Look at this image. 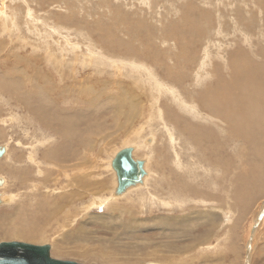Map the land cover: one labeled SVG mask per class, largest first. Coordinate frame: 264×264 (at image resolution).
<instances>
[{
  "label": "bare ground",
  "instance_id": "6f19581e",
  "mask_svg": "<svg viewBox=\"0 0 264 264\" xmlns=\"http://www.w3.org/2000/svg\"><path fill=\"white\" fill-rule=\"evenodd\" d=\"M12 1H17L20 4L13 6L12 9L9 5L4 6L5 9L0 8V32L15 37L24 45L31 41V44L28 45L37 53L26 55L23 49L17 50V47H13L8 58L0 56V110L7 109L5 117L0 115V140L7 138L14 143L13 145L8 144L6 148L3 147L5 151L0 157V168L2 169L7 163L6 165L10 169L8 172H11V169L15 171L10 176H0L2 180L0 191L8 187L11 180L18 181L20 186L24 187V194L19 195L18 209L28 212V219L18 222V226L12 224L11 228L3 232L5 235L14 238L23 237L33 241L40 240L45 236L43 233L48 232L44 229L46 227L52 237L61 231L67 232L65 240L75 239L78 246L73 248L77 252L80 251L78 254L80 257L107 260L108 264H166L167 255H164L162 260L150 258L157 252L155 250L157 245L153 247V242L138 237L135 228L131 225L128 226L131 219L134 218H132L133 213L130 214L133 205L135 210L143 211L146 208L150 214L154 213L151 210L164 214L159 219H155L161 229L164 225L169 226L172 222L183 224L186 221V216L182 214L170 216L171 213L177 211L183 213L192 206L196 208L204 206L206 197L202 198L205 194L201 180L204 181L205 186H212L210 188L212 192L226 194L225 198L227 199L224 200V203L227 208H223L225 215L233 209L228 200L229 194L232 195L231 200L239 206L243 203L247 204L254 194H259V196L264 194V170L260 171L259 169L260 165L264 166V49L253 51L262 60L253 59L254 54L247 48L236 49L237 51L234 50V53L218 54L216 63L212 61V66L210 65L211 85L201 90L202 85L200 84L205 80L202 78L209 75V72H204L208 64L201 59H207V56L200 57V53L196 49L194 50L197 52H190V45L193 43L190 44L187 42L188 40L185 43L183 41L181 49L176 51L178 48H174L173 51L167 47H157L156 43L153 44L150 40L141 45L138 40L135 43V40H124L114 34L108 35L106 31L103 32L104 26L100 21L99 9L102 0H91L93 3L90 4L95 5L93 14L97 17V20L92 22L95 28L91 30L89 28L91 32H88L85 27L86 25L89 27L90 23L87 20L88 14H82L79 10L74 11L76 10L74 7L78 3L74 4L73 0ZM248 1L251 3L250 0ZM256 2L259 6L260 2ZM41 5L43 9H41ZM55 5H57L56 11L53 10ZM194 6L192 8L195 9ZM238 8L240 9L239 6ZM41 12L47 15L48 19L55 20L56 23L50 21V24L45 22L43 24L42 21L45 19L42 20ZM245 14L246 16L250 15L249 13ZM184 15L186 16V14ZM73 21L79 25L84 24V28L79 25L78 28L67 27L74 23ZM262 23L264 25V21ZM73 29H78L79 33L82 32L80 35L83 42L72 41L74 39L71 36ZM42 30L45 31L42 32ZM84 32H87L88 35L84 36ZM93 33H99L96 37L97 40L91 38ZM254 34H257V38L264 39V27L258 26V31ZM223 35L219 37H223ZM252 36L254 35H244L242 42L254 50ZM200 39L203 40V38ZM212 40L206 41L205 49L208 48V44L211 48L213 46L215 48L217 43ZM263 42L260 41L258 44ZM52 43L53 45H51ZM173 43L175 42L173 41ZM42 44H46L49 49L54 47L56 50L40 51ZM229 44L228 42V46ZM219 47L221 46L219 45ZM189 53L191 54L189 55ZM179 54L193 56L192 59L189 57L193 60V62H189L190 67L195 65L191 69L192 72L188 70V73H182L187 64L179 65L176 58ZM182 56L180 57L182 58ZM139 57L150 59L151 67L150 64L136 60ZM57 67H62L64 70L58 71ZM161 67L164 69V73L162 72L163 76L160 73L159 77L162 79H159L154 69L156 68L159 73L162 71ZM76 68L81 71L74 72ZM88 68L94 70L96 75L85 76L86 72L84 71H87ZM105 70H108L112 76H116V74L130 76L134 79L133 85L118 84L122 80L120 75L115 77L118 81L114 82V86L106 84L107 81H101L97 85L93 83L92 80L102 76ZM187 77L190 84L183 85L182 81L187 80ZM136 83L140 84L142 90L145 91L144 98L142 95L136 96ZM143 83H146V87ZM109 87H116L119 90L113 95L105 94ZM191 87H193L192 91L197 92L194 91L191 94ZM92 117L93 119H91ZM141 123L145 125L141 126L139 130L135 128L134 125ZM145 131L149 135H141ZM134 133L136 136L133 135ZM121 134L126 136L124 139H128V141H124L126 145L114 151L107 160L105 168H102L104 172L111 173L112 179L108 181L106 176L101 177L100 170L95 173L91 170V167L95 168L96 164L95 160H88L87 151H90L94 146L93 140L90 141V139L97 137L98 144L104 145L110 142L112 137ZM15 136L17 139H14ZM236 147L238 150L241 147L243 151L248 152L245 157L244 155L243 157L236 156V159L240 158V162H243L242 165L238 163L239 166L248 169L247 167H251L249 164L251 163L255 169L252 167L248 174H245L248 170L242 171L245 175L240 174L241 176L236 177L242 183L241 186L239 185L241 188L237 187L238 190L229 191L227 186L229 182L232 183L234 175L232 174L233 170H230L228 151ZM125 148L132 149L133 160H140L138 157L145 156L142 160L144 175L139 183L128 187L123 193L115 195L117 178L111 167V161L119 151ZM8 150L13 155H8ZM101 150L102 148H100ZM98 157L96 154V158ZM108 184L110 188H108ZM219 189L221 190L219 191ZM200 195L201 199L198 200ZM21 196L25 197L23 201H26L27 198L30 205L23 206L21 199L24 197ZM216 196L213 195L215 200H217ZM14 197H16L14 194L4 196L0 193V207H11L10 203L15 202L13 201ZM121 199L129 201L131 204V207L126 211L117 209L116 202ZM84 200L86 203H83ZM254 200L256 199L254 198ZM76 203H81V213H84L89 223L98 222L100 226L113 234L114 231L116 233L120 230L121 233H118L117 237L115 235L113 240H106L109 243L114 242L113 245L117 247L115 250L119 251L118 253L105 251L99 245H89L87 241H94L93 237L91 235L87 237L83 224L77 227L79 219L77 217H80V214L77 216L74 213L76 216L73 215L72 218L70 215V209ZM256 206L259 207V205ZM97 207L109 208L110 211L117 210L116 213L119 214L105 216L104 214L97 215V213L90 215V210ZM248 208L250 209V206ZM242 209L239 210L242 211ZM258 209L259 211L249 228L244 264H250V257L255 245L253 242L257 235V227L254 223L264 221V202ZM19 212L21 214V211ZM245 212L247 213V211ZM242 213H238V215ZM107 216H114V219H108ZM153 216L158 217V215ZM23 218L26 216L23 215ZM238 218V221H243L240 220V217ZM88 232L91 234V231ZM170 233L177 241L181 240L180 231L170 228ZM52 237L51 239L55 241ZM120 237L127 240L128 243H121ZM177 241L161 245H164L163 249L176 248L179 252L184 253L185 247L181 244L176 246ZM132 245L135 248L138 247L136 253L130 249L134 248ZM209 247L211 246L206 248ZM146 248L150 249L147 250L149 253L143 252V249ZM53 251H56L60 257L62 253L67 254L65 251L70 250H62L57 244H53L51 248L49 247L51 258H54ZM71 253L68 252L69 255H76L75 251ZM141 254L143 257L139 256V259L134 256ZM134 257L136 259H132ZM144 259H149V261ZM241 262L243 261L241 260Z\"/></svg>",
  "mask_w": 264,
  "mask_h": 264
},
{
  "label": "rangeland",
  "instance_id": "374dc122",
  "mask_svg": "<svg viewBox=\"0 0 264 264\" xmlns=\"http://www.w3.org/2000/svg\"><path fill=\"white\" fill-rule=\"evenodd\" d=\"M10 1L9 0H0V8L2 7V9H5L4 6L9 5V7H11V9H12L13 6L20 4L17 1L16 2H14L12 0H10ZM102 1L104 3L100 1V3L102 4L100 9H99V11L101 13L100 14L101 15L100 21H102V24L104 26L103 32L106 31V34H108V35L114 34V35L120 36L124 40H127V39L135 40V43H136V40H138V42H140L141 45H144L147 40H150L153 44L155 42L157 47H164V48L167 47L168 49L173 50V51H174V48H178L176 51L181 49L182 45H183L182 44L183 41L185 43L188 40L187 42H189L190 44L193 43L190 45V52L194 53V51L198 50L199 51L198 53H200V57L207 56V59L202 58L201 60L207 62L208 67H209V68L207 67L206 70L204 71V72L207 71V73L209 72V75L207 74L208 76L206 78L204 77V75H202L204 77L202 79H205V80H203V83L200 84V85H202V88L200 87L201 90L206 89L207 86L211 85V79L212 78H210V77L212 76V73H211L210 65L212 66V61H213V63H216V61H217L216 58L218 57V54H220V53H222V54L223 53L224 54L225 53L226 54L227 53L228 54L234 53L235 51H237L239 49L243 50L246 48L251 50L252 53H253V51L255 52L256 49H257V51H259V50L261 51L262 49H264V42L258 44V42H260V41L262 42V41H264V39L261 40V39L257 38V34H254V33H257L258 26H260V28L264 27V25L262 23V21H264V8H263L264 0H261V1L260 0H250L251 3L248 0H230V1H228V0H105V1L102 0ZM256 1L260 2L259 6H258ZM9 2H10V4H9ZM73 2H74V4L76 2L78 3L77 4L78 7L77 6L74 7V9H76L74 11L79 10L80 13H82V14L85 13V14H88V16H89L87 20L90 23H89V27L87 25L85 26L86 30L89 32L92 28H95V27H93V23H92V22L97 20V17L93 14L94 13L93 11L95 10V9H93V7L95 5L90 4L93 2H91V0H90V2H88V0L87 1L73 0ZM217 2L219 5L217 4ZM224 2H226V3H224ZM42 3H44V2H42ZM94 4H95V2H94ZM145 5H147L148 7ZM193 5H195L194 6L195 9L192 8ZM249 5H250V7H249ZM44 6L46 7V5H44ZM56 6L57 5H55L53 7V10L55 9V11L57 10ZM189 6H190V8H189ZM216 6L218 8H215ZM224 6H227V7H224ZM238 6L240 7V9L238 8ZM80 7H82V8H80ZM258 7H259V9H258ZM41 9H43L42 5H41ZM216 9H217V11H216ZM242 9L244 10V13H243ZM3 11L5 12V10H3ZM259 11H261V12L259 13ZM245 13H247V15L249 13L250 15L246 16ZM40 14L42 15L41 17H43L42 20L45 19V21H42L43 24H45V23L50 24L49 22L52 20L48 19L47 15H45L44 13L42 14V12ZM82 14L80 15V17L82 16ZM184 14H186V16ZM200 15H202V16H200ZM222 16L224 19L222 18ZM195 17H197V18H195ZM241 17H243L244 19H242ZM225 18H226V20H225ZM255 18H256V20H255ZM197 19H198V21H197ZM220 19L222 22L220 21ZM223 20H225V21H223ZM52 22L56 23L55 20H53ZM73 22L74 23H72L71 25L70 24L67 25V27L74 28V26H75V28H78L77 26L79 24L76 23L75 21H73ZM234 22H236V23H234ZM192 23H194V24H192ZM75 24H77V25H75ZM226 25H227V27H226ZM189 26H191V27L189 28ZM194 26H196L197 29ZM234 26H236V27H234ZM79 27L84 28V24H80ZM211 27H212V29H211ZM89 28H90V30H89ZM163 28H165V29H163ZM179 28H180V30H179ZM0 29H1V27H0ZM188 29H189V31H188ZM218 29H220L219 31H221V30L222 31L221 32L216 31ZM182 30H184V31H182ZM210 30H213V31H210ZM233 30L235 31V33ZM43 31H45V30H42V32ZM78 31H79L78 29H73L71 31V36L74 38L72 41L83 42L82 36L80 35L82 32L79 33ZM180 31H182V32H180ZM147 32H149V33H147ZM217 32H219L218 35H217ZM0 33H2V32H0ZM83 34H84V36L88 35L87 32H84ZM89 34H91V33H89ZM98 34L99 33H93L91 38L93 40H97L96 37L98 36ZM174 34L179 36V37L175 36ZM180 34H183V35H180ZM198 34H201L202 36L205 35V36L202 37L201 35H198ZM252 34L254 35V36H252V42H254L252 47L254 48V50L247 47L242 42L243 41L242 38L244 35L248 36V35H252ZM172 35H174V36H172ZM222 35H223V37H219ZM225 36H227V37H225ZM197 37L203 38V40L200 38L198 39ZM94 38H96V39H94ZM163 38H165L166 40H164ZM194 38H195V41H194ZM204 38L206 39L205 41H204ZM223 38H225L226 40L225 39L223 40ZM228 38H229V41H228ZM208 40L209 41L212 40V41H215V43H217V44H215V48H214V46L211 48L210 44H208V46H207L208 48L205 49L206 41H208ZM169 41H171V42H169ZM173 41L175 43H173ZM201 41H203V42H201ZM227 41L230 43L229 46H228ZM30 42L29 43L27 42V44L24 45L22 42L17 41V39L15 37L13 38V37H10L9 35H7L6 33H2V34H0V46L2 47V49L0 50V56H2L4 58L5 57L8 58L10 55L9 53H11L13 47H17L18 48L17 50L23 49V52H25L26 55H32V54L34 55L37 52H35V50H32V47L28 45V44H31ZM178 42H179V44H178ZM198 42H199V44H198ZM16 43H18V44H16ZM142 43H144V44H142ZM51 45H53V43ZM174 45H175V47H174ZM219 45L221 47H219ZM177 46H179V47H177ZM194 49H196V50H194ZM204 49H205V54H204ZM49 50H56V48L51 47V49H49V47L46 44H42L40 51L48 52ZM208 53H209V55H208ZM190 54L191 53H189V55ZM215 54H216V57H215ZM182 55L179 54L178 57H176V58L179 61V65L187 64V65H185V68L182 71V73H188V70L191 71V69H193L195 67L194 64H193L194 66L190 67V63H189V62H193V60H191L193 56L190 57V56H188V54L187 55L185 54L186 56L184 54H182ZM180 56H182V58ZM255 58L258 60H262L259 56L257 57L256 54H254L253 59H255ZM136 60H141L148 65L150 64L149 66L151 67V60L150 59H144L142 57H139ZM57 70L63 71L64 69L62 67H57ZM78 71H81V70L76 68V70L74 72H78ZM84 72H86L84 74L85 76L87 75V76L93 77V75H96L94 70H91L89 68L87 69V71H84ZM154 72L158 75L157 77H159L160 73L161 74H162V72L164 73V69L162 68V71H159V73H158V70L155 68ZM202 74H204V73H202ZM117 75H120V78L122 79L118 83V84L121 83L120 85H122L124 83L123 85L127 84L129 86L134 81L133 78H131L130 76H128L126 74H116V76H112L111 74H109L108 70H105V72L102 73V76H99V77L93 79L92 82L96 83V85H97V83L99 84V82H101V81H103V82L107 81L106 84H110L109 86H112V84H113V86H114L115 85L114 82L118 81L117 79H115V77H117ZM162 76H163V74H162ZM113 77H114V79H113ZM159 79H162V78L159 77ZM166 82H168V81H166ZM182 82H183V85L184 84H186V85L190 84L188 77H187V80L184 79ZM169 84L171 85V83H169ZM143 85L146 87V83H143ZM136 87H137V91L135 92L136 96L142 95V98H144L143 95L145 94V91L142 90L141 85L137 84ZM191 89H193V87H191L190 90ZM197 89H199V88L197 87ZM117 90H119V89L116 87H109L106 89L105 94L107 93L108 95H113L114 92H116ZM194 91L191 90L190 93L192 94V92L194 93ZM195 92H197V91H195ZM111 101L113 103V100H111ZM0 111H1L0 112L1 116L5 117L7 115V109L6 108L1 109ZM91 119H93V117ZM143 123H141L139 125H134V126H135V128H138V130H139L141 126L145 125ZM158 134H160V133H158ZM133 135L136 136L135 133ZM141 135H149V134H147L145 131V133H143ZM16 137L17 136H15L14 139ZM124 137H126V136H122V134L119 136L112 137L110 142L105 143L104 145L98 144L99 139L97 137H92L90 139V141L93 140L94 146L91 148L90 151H87V153H88V160H90V161L95 160V164H96L95 168H93V166L91 167V170L94 173L97 172V170H100L99 173L102 174L101 177L106 176L105 178H108L107 179L108 181H110V179H112L111 173L104 172V170L102 168H105V164H106L107 160L109 159L110 155L114 151H117L118 149H120L126 145V144H124L125 143L124 141H128V139H124ZM8 144L13 145L14 143H12V141H9L7 138H4V139L2 138L0 140V147L6 148V146ZM100 148H102L101 151H100ZM240 149H241V147L239 148V150L236 147V148H232L231 150L228 151L229 156H230V164H231L230 170L231 171L233 170L232 174L234 175V178L232 179V183L229 182L230 184L228 183V186H227L228 187L227 189L229 191L230 190L236 191V190H238L237 187L241 188L240 184H242V183L238 179H236V177L239 176L240 174L245 175V174L250 173L251 172L250 169L253 167L252 166L253 164H251V163H249L251 167L246 166L248 169H245L244 166H241L242 168L239 166V164H241L243 162H240L241 161L240 158L236 159L237 158L236 156H242L243 157V155H244V157H245L248 154L247 151H243V149H241V150ZM239 151H242V152H239ZM100 152H102V153H100ZM7 153H8V155H13L12 153L9 152V150L7 151ZM96 154L99 156L98 158H96ZM139 158L142 161L145 158V156L138 157V159ZM1 162H3V161H1ZM6 164L3 166L2 169L0 168V176H6V175L10 176V174L12 175V173L15 172L12 169H11V172H8L10 169H8V166ZM261 166L262 165H260V168H259L260 171L264 170V166L263 167H261ZM253 169H255V167H253ZM242 171H244V172L247 171V172L245 174H243ZM257 171H258V169H257ZM237 172H239V173H237ZM200 182H202V184L201 183L200 184L203 185L204 194H205L204 197L202 196V198L206 197L204 199V206H202V207L198 206L197 208L195 206H192V208L186 209L183 213H180L177 211V212L171 213V215H170V216H178L179 214H182V215L186 216V221L183 224H177V223L172 222L169 224V226L164 225V227H161V229H160V227H159L160 225H158V221L157 220L155 221V219H159L161 216H164V214H162L161 212H159V213L155 212L156 210L155 211L151 210L154 213L150 214L146 208H144L143 211H140L139 209L135 210V206L133 205V207H132L133 210H131L130 214L133 213L132 218L133 217L134 218L131 219V223H129L128 226L131 225L133 228H135V231H136L138 237H140L142 239L145 238V239H147V241L153 242L154 243L153 247L157 245L156 246L157 248H155V250L157 252L154 253L152 255L153 257H150V258H154V259L160 258V260H162V257L164 255L165 256L167 255L166 256V258H167L166 264H168V263L169 264H181V263L182 264H244L245 251H246L245 246L247 244L246 242H247L248 236H249V228H250L251 222L253 221L254 217L257 215V212L259 211L258 208H260V206L264 202V200H263L264 194H262L260 196H259V194H254L253 196H251L252 198L249 200V202H247V204L243 203V204H241V206H239V204H237L236 202L234 203V201L231 200L232 195L229 194L230 199L228 198V200L230 201L231 208H233V209L228 211L229 213L228 214L226 213V215H225L224 209L227 207L224 203V200L227 199V198H225L226 194L224 195V194H222V192L218 193V194L215 192H212V189H210L212 186H209L208 184H207L208 186H205V183H203L204 181H202V180ZM9 184L10 185L8 187H6L4 190H1L0 193L3 194L4 196H10L11 194L12 195L14 194V195H16V197H14V200H13L15 202L10 203V204H12L11 207H8V208L6 206L0 207V222H1L0 223L1 224L0 225V233L3 234V235L0 234V243H3V242H21V243L30 244L33 246H48L50 248H51V245L57 244L60 248H62V250H70V251H65V252H67V254L62 253V256L59 257L57 252H56L58 249H55L56 251L52 252V256L54 258H56L57 260L75 262L78 264H108L107 260L101 261V259L96 260L93 257L88 258V257L78 256L80 251L77 252V250H75L73 248V247L78 246L77 243L74 241L75 239H71V240H65L64 239L67 236V232H61L60 231L59 233L53 235V237H52L50 235L49 229L45 227L44 229L49 232V233L48 232L43 233L45 235V236H43V238L46 240H44L42 238L40 240L37 239L34 241L27 239V238H23V237H21V238L15 237L14 238V237L5 235L3 232L5 230H8V228H11L12 224L15 226H18L17 225V224H19L18 222H24L28 219V216H27L28 212H26V210H23L24 211V214H23V211L21 209L20 210L18 209L19 208V199H20L19 195L24 194V187H21L20 184L18 183V181H15V180H11ZM222 185H224V184H222ZM108 188H110L109 184H108ZM206 188L207 189L209 188V189L207 190ZM242 188H244V186H242ZM220 190L221 189H219V191ZM201 191H203V190H201ZM213 195L219 196V197L216 196L217 200H215L216 198H213ZM211 196H212V198H211ZM21 197H24V196H21ZM218 198H220V199H218ZM254 198L256 200H254ZM199 199H201V195L199 196L198 200ZM23 200H25V197L23 199H21V201H23ZM85 200H87V199H85ZM85 200L83 203H86ZM27 201L28 200L26 198V201H23V203H22L23 206H26V204L30 205L29 202H27ZM254 202H256V203L254 204ZM116 203H117V209L118 210L126 211L128 208L131 207L130 202L125 200V199H121V200H119V202H116ZM80 204L81 203H76V204H74L73 207H71L70 215L72 218V217H74L76 215L78 216L80 214V217L79 216L77 217L79 219L81 218L80 220L78 219L77 227H80L83 224V227L85 228V231H86L85 234L87 235V237H89L91 235V237H93L92 240L95 241V242L94 241L91 242V240L90 241L88 240L87 242L89 243V245H92V244H94V246L99 245V247H101V249H104L105 251H114L115 253H118L119 251L115 250V248H117V247H115L113 245L114 242L109 243L106 240H109V239L113 240L115 238L114 237L115 235L117 237L118 233H121L120 230L119 231L117 230L118 232H116V233L114 231V234H113V233L108 232L103 226H100L98 222L97 223H89L86 220L84 213H81L82 209L80 207L81 206ZM232 205H233V207H232ZM256 205H259V207ZM249 206H250V209L248 208ZM78 207L80 208L79 210L77 209ZM193 207H195V208H193ZM242 207H244V209H242ZM256 207H257V209H256ZM197 209H199L200 211ZM239 209H242V211ZM19 211H21L22 215L20 214ZM116 211H113V210L110 211L109 208L105 209L103 207H97V208H93L90 210V215L91 214L96 215L97 213H98L97 215L104 214L105 216L106 215H112V214H119V213H116ZM238 211H240V212H238ZM243 211H244V213H242ZM245 211H247V213ZM113 212H115V213H113ZM74 213H76V215H74ZM238 213H242V214L238 215ZM152 214L158 215V217L155 218L156 216H153ZM23 215H25L26 218H23ZM17 216H20V217H17ZM82 216H84L85 218ZM166 216H168V215H166ZM210 216L212 217V220H211ZM124 217H123V219H124ZM150 217H152V218H150ZM238 217H240V220H243V221H238L239 220ZM106 218L114 219V216H107ZM225 218H227V219H225ZM79 221H81V222H79ZM232 222H233V224H232ZM258 222L254 223V225L256 224V227H257V231H256L257 235L255 236V239L253 242V245L254 244L255 245H254V249L252 251L251 257H250V264H264V221H261V223H258ZM257 225H259V226H257ZM75 226H72V228H75ZM145 226H148V227L145 228ZM152 226H153V228H152ZM187 226H190V227H187ZM2 228H3V230H2ZM147 228H151V229H147ZM170 228H173V229L181 232V235H182L181 240L177 241L176 239L173 238L172 234L170 233ZM155 230H158V231H155ZM88 231H91V234H89ZM93 234L95 236H92ZM46 235H49V236H46ZM51 237L54 238L55 241H53L51 239ZM122 238H124V237H122ZM203 239H206V240H203ZM50 240H51V242H50ZM120 240H122L121 243H125V242L128 243L127 240L121 239V237H120ZM202 240H203V242H202ZM176 241H177V243H175L176 246L181 244L183 247H185L184 253L179 252L176 248L163 249L164 245H161L163 243H167V242L170 243V242H176ZM45 243H47V244L45 245ZM82 243H84V242H82ZM147 244L151 245L150 243H147ZM132 246L134 247V245H132ZM208 246H211L212 249H210L211 247L206 248ZM134 248H130V249L133 251V253L134 252L136 253L137 252L136 249H138V247H136L135 249ZM152 248H151V250H152ZM207 249H209V250H207ZM131 250H130V252H131ZM147 250H150V249H147V248L143 249V252H146ZM74 251H75L76 255L72 254ZM126 251H128V250H126ZM68 252H72L71 253L72 255H69ZM147 253H149V251H147ZM141 255H134V256L138 257V259H139V256L141 258L143 257V254H141ZM136 257H134L132 259H136ZM147 258H148V256H147ZM144 260L149 261V259H144ZM157 260H159V259H157ZM241 260L243 262H241Z\"/></svg>",
  "mask_w": 264,
  "mask_h": 264
},
{
  "label": "water",
  "instance_id": "95a60500",
  "mask_svg": "<svg viewBox=\"0 0 264 264\" xmlns=\"http://www.w3.org/2000/svg\"><path fill=\"white\" fill-rule=\"evenodd\" d=\"M4 149L0 147V157ZM117 178L115 195L140 182L144 175L143 162L132 159V149L119 151L111 161ZM2 180L0 179V185ZM0 264H78L51 258L48 246H33L21 242L0 243Z\"/></svg>",
  "mask_w": 264,
  "mask_h": 264
}]
</instances>
